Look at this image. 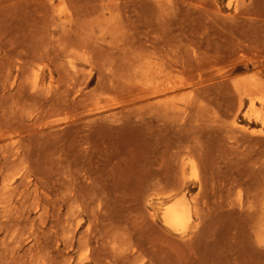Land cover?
<instances>
[{
	"label": "rangeland",
	"instance_id": "rangeland-1",
	"mask_svg": "<svg viewBox=\"0 0 264 264\" xmlns=\"http://www.w3.org/2000/svg\"><path fill=\"white\" fill-rule=\"evenodd\" d=\"M133 1L0 0V264H75L80 256L92 251L91 255L96 253L99 259H107L104 262L108 264H168L171 261L173 264H264V235L259 232L257 220L250 215L254 207L252 195L260 201L264 199V134L260 132L264 117L247 111L248 105L241 107L235 89L236 81L257 76L258 70L249 59L255 52L252 51L255 47L251 45L260 46L264 42V22L261 21L264 19V0H255V3L254 0H246L248 5L242 4L239 9L229 5L228 0H170L177 10L172 9L168 13L172 14L169 16L172 22L169 31L177 35L175 43H181L183 50L187 49L183 52L179 48V51L175 49V44L168 53L179 60L183 58L184 67L187 66L190 74L185 68L186 74L178 72V79H186L188 87L175 98L187 109L183 115L168 122L167 119L156 120L151 111L140 107L139 103L129 104L126 94L122 95L120 89L114 90L112 86L121 80L118 70L122 67L121 63L124 64V53L128 51L127 47H122L128 44L119 45L122 42L131 39L134 46L137 45L134 48L143 49V53L147 48L150 49L147 52L160 59L165 60L164 54L167 56L168 49L157 48L152 42L155 37L160 38L163 29L156 23L158 12L153 5L154 0H139L142 6L138 0H135L136 3ZM186 2L189 4L186 5ZM201 2L204 11L199 8L202 4L198 3ZM245 7H250V12L247 10L246 13ZM65 14L72 16L65 18ZM168 14L165 16L168 17ZM244 16L255 21L251 22ZM144 18L150 19L152 25H146ZM137 21L140 22L137 24ZM210 23L213 26H209ZM212 33L217 35L216 38ZM256 35L260 36L256 39ZM222 37L226 41L221 40ZM231 39L241 41H233L237 43L234 45ZM201 41L202 48L198 44ZM239 43L243 45L242 50L237 46ZM220 50L224 54L218 55L222 53ZM183 54L188 57L185 59ZM241 54L245 57L240 58ZM99 58L103 66L98 62ZM109 58L111 60L107 62ZM69 60H73L75 71H71L73 68ZM215 61L220 69L215 66ZM211 64L217 68H212L218 72L217 79V72L213 74L214 70L209 69L213 67ZM228 64L232 66L228 67ZM98 66H102L105 72ZM202 67L205 68L203 75ZM112 68L115 71L119 68L117 74ZM221 68L228 76H224ZM199 70H202L204 78ZM195 74L202 78V83ZM36 75L39 82L44 81L42 92L32 87ZM102 76H105L104 79H101ZM113 78L115 83H112ZM226 85L232 87L227 90ZM197 86L204 88L202 94ZM205 87L212 93L208 91V94ZM192 90L198 92L194 95ZM224 92L228 93V97ZM35 93L36 96H33ZM196 95L200 102L194 103L192 99L195 100ZM79 96L83 97L79 99ZM203 97L206 102L201 101ZM83 98L86 103H83ZM61 101L70 107L61 105ZM87 103H91L92 108ZM89 111L93 114L88 117ZM193 118L195 121L192 124ZM234 119L248 127V132L233 130ZM12 151L16 154L12 155ZM174 153L177 155L174 156ZM9 157L12 161L16 159L19 173ZM18 159H22L23 164ZM191 159L196 161V171L191 165L183 171L180 164ZM12 164L15 168L11 167ZM11 177V189H4V184ZM71 179L80 182L77 181L76 199L72 197ZM68 189L70 191L66 192ZM183 191L187 193L188 200L197 205L194 209L199 214L196 212V216L181 229L169 231L153 208V203L160 199L174 200ZM67 218L71 219L70 224ZM65 229L75 233H65ZM85 235L88 236V244L83 243ZM104 235H108L111 242ZM77 239L81 242L78 243ZM113 246L115 256L112 254Z\"/></svg>",
	"mask_w": 264,
	"mask_h": 264
},
{
	"label": "bare ground",
	"instance_id": "bare-ground-1",
	"mask_svg": "<svg viewBox=\"0 0 264 264\" xmlns=\"http://www.w3.org/2000/svg\"><path fill=\"white\" fill-rule=\"evenodd\" d=\"M128 1V0H127ZM131 1L132 0H130V3H131ZM141 1V0H140ZM144 1V0H143ZM142 1V2H143ZM150 1V0H149ZM173 1H175V0H173ZM172 1V2H173ZM181 1V0H180ZM186 1V0H185ZM187 1H189V0H187ZM257 1V0H256ZM125 2H126V0H125ZM133 2H135L136 3V1L134 0ZM132 2V3H133ZM145 2H146V0H145ZM151 2H153V1H151ZM150 2V4L152 5V3ZM170 0H166V1H163V0H154V7L156 8V11L158 12V16L156 17V18H158V20L156 21V23L157 24H159L160 26H162L163 27V29L160 31V32H162V35L160 36V38L159 37H155V39L154 40H152V42H153V44H154V46L155 47H157V48H160V49H163V50H165V49H168L166 52V54H167V56L164 54V56H165V60H163V59H160V57L159 56H157V55H155L154 53H152V54H154V55H152L151 53H149V52H147L148 50H150V49H147L146 48V52H147V54H146V52L145 53H143V49H140L139 47V50H138V48L136 47V48H134L135 46H137V45H135L134 46V43H132V41H130L131 39H128V41L129 42H122L121 44H119V45H121L122 46V44L124 45V44H128L127 46H122V47H127V49H128V51L127 52H125L124 54V56L125 57H123L124 58V64H122L121 63V65H122V67H121V69L120 70H118L119 68H117V70L120 72L119 73V76L118 77H120V79L121 80H118V83H117V85L116 84H113L112 86H113V89L114 90H117V88H118V90L120 89L122 92H123V94L122 95H124V94H126V96H127V99H128V101L130 102L129 104H141V106L140 107H144V108H147L148 110H150L151 111V113H152V116H154V117H156L155 119L156 120H164V119H167L166 121L168 122V120L169 121H173L177 116H179L180 114H182L183 115V113H185V111H186V107L187 106H183V104H179V103H177L176 102V100H175V98H176V96H181V95H178L183 89H185L186 88V84L188 83V82H185V81H187L186 79H184L183 77L182 78H179L178 79V77H179V73L178 72H185L184 70H186V65H185V67H184V60H182V62H180L181 60H179L180 58H177V57H172V56H170V54L168 53L169 52V50L172 48V46L173 45H175L176 43V40L175 39H177L178 40V38H177V35H174L173 34V32H171V30L169 31V29H171V24H172V22H171V17L169 18V16H171V15H169L168 13H169V11H172V9L174 10V9H176L177 10V8H173V6H175L176 7V5H173V4H175L174 2L172 3ZM176 2V1H175ZM178 2V1H177ZM192 2V1H191ZM190 2V3H191ZM245 2H246V0H228V3H229V5H235V7L237 8V9H239V6L240 5H242V4H245ZM249 2V1H248ZM251 2H252V0H251ZM127 3V2H126ZM130 3H129V5H130ZM138 3H139V0H138ZM138 3H137V5H138ZM141 3V2H140ZM139 3V4H140ZM179 3V2H178ZM178 3H176V4H178ZM187 3L189 4V2H186V5H187ZM254 3H255V0H254ZM257 3V2H256ZM183 4V3H182ZM181 4V5H182ZM199 4H202L201 6L199 5ZM247 4V3H246ZM245 4V6H247ZM128 5V6H129ZM141 5V4H140ZM198 5H199V8L201 7L202 8V6H204V4L201 2V3H198ZM198 5H196V7L198 6ZM252 5V4H251ZM257 5V4H256ZM124 6H126V4L124 5ZM127 6V8H129ZM142 6V5H141ZM141 6H140V8H141ZM144 6V5H143ZM178 6H180L179 4H178ZM132 7V6H131ZM145 7V6H144ZM151 7V6H150ZM189 7V6H188ZM187 7V8H188ZM192 7V6H191ZM190 7V8H191ZM251 7V6H250ZM249 7V8H250ZM257 7V6H256ZM137 8V7H136ZM180 8V7H179ZM189 8V10H191ZM198 8V9H199ZM246 8V7H245ZM245 8H243L244 9V11L246 12L247 10L249 11V8H246V10H245ZM144 9V8H143ZM149 9V8H148ZM150 9H152V8H150ZM183 8H181V10H182ZM205 9V8H204ZM240 9L242 10V7H240ZM252 9V8H251ZM138 10H139V8H138ZM176 10H175V12H176ZM179 10V9H178ZM202 10H203V8H202ZM253 10H255L254 9V7H253ZM143 11V10H142ZM148 11V10H147ZM200 11V10H199ZM204 11V10H203ZM238 11H240V10H238ZM243 11V12H244ZM129 12V11H128ZM136 12H137V10H136ZM243 12H242V14H243ZM250 12V11H249ZM252 12V11H251ZM254 12V11H253ZM252 12V13H253ZM173 14H174V12H172ZM179 13H181V12H179ZM178 13V14H179ZM236 13H238V12H236ZM247 13V12H246ZM140 14H142V13H140ZM165 14H166V16H167V14H168V17H166L165 16ZM177 14V13H176ZM242 14H240V15H242ZM245 14V13H244ZM243 14V15H244ZM255 14V13H254ZM258 14V13H257ZM61 15V14H60ZM133 15V14H132ZM144 16H145V14H143ZM182 14H180V16H181ZM231 15V14H230ZM247 15V14H246ZM62 16V15H61ZM72 15L70 14V15H66L65 14V18H67V17H71ZM139 16V15H138ZM137 16V18H136V20H138V17ZM152 16V15H151ZM155 16V15H154ZM177 16V15H176ZM180 16L178 17V18H180ZM239 16V15H238ZM249 16V15H248ZM252 16V15H251ZM251 16H249L250 18H251ZM256 17H257V19H259L258 18V16L257 15H255ZM130 17H131V15H130ZM140 17H141V15H140ZM232 17V16H231ZM241 16H239V18H240ZM247 16H244V18H246ZM253 17V19H255L254 18V16H252ZM142 18V17H141ZM140 18V19H141ZM152 18V17H151ZM238 18V17H237ZM250 18L248 19V17H247V19L248 20H250ZM146 18H144V20H145ZM243 19V18H242ZM263 19V18H262ZM153 20V19H152ZM155 20V19H154ZM176 20V19H175ZM181 19H179V21H180ZM244 20V19H243ZM264 20V19H263ZM263 20H261L262 22H264ZM142 21H143V19H142ZM251 22L252 21H255V20H250ZM138 22H140V21H137L136 23L138 24ZM181 22H182V20H181ZM256 22H257V20H256ZM145 23H147L146 25H152L151 24V21H150V19H146L145 20ZM176 23V22H175ZM177 23H178V20H177ZM182 23H184V22H182ZM261 23V22H260ZM141 24H142V22H141ZM179 24H181L180 22H179ZM182 25V24H181ZM203 25H205V24H203ZM263 25H264V23H263ZM185 26V25H184ZM209 26H213V25H211V23H210V25ZM181 27V26H180ZM196 28V26H193V28ZM264 27V26H263ZM192 28V27H191ZM141 29H142V27H141ZM176 29V28H175ZM184 29V28H183ZM260 29H263V28H260ZM130 30V29H129ZM133 30H134V28H133ZM180 30V29H179ZM185 30V29H184ZM189 30V29H188ZM187 30V32H190L191 30H189L188 31ZM124 31H126V30H124ZM131 31V30H130ZM173 31V30H172ZM192 31H193V29H192ZM261 31V30H260ZM145 31H143V33H144ZM186 32V33H187ZM195 32V31H194ZM193 32V33H194ZM262 32H263V30H262ZM261 32V36H262V33ZM134 33V32H133ZM138 33V32H137ZM146 33V32H145ZM144 33V34H145ZM175 33V32H174ZM180 33H181V30H180ZM183 33V32H182ZM191 33V32H190ZM207 33V32H206ZM206 33H204V35H206ZM256 33H257V31H256ZM124 34H125V32H124ZM149 34H151V33H149ZM156 34V33H155ZM159 34V33H158ZM199 34V33H198ZM197 34V35H198ZM258 34V33H257ZM128 35V34H127ZM135 35V34H134ZM189 35V34H188ZM191 35H192V33H191ZM200 35V34H199ZM212 35H214V33H212ZM211 35V36H212ZM216 35V34H215ZM214 35V37L216 38V36ZM253 35H255V34H253ZM131 36V35H130ZM151 36V35H150ZM149 36V37H150ZM155 36H157V35H155ZM180 36V35H179ZM182 36V35H181ZM252 36V35H251ZM257 36H260V35H256V39H257ZM184 37V36H183ZM183 37H181V39L183 38ZM192 37H193V35H192ZM191 37V38H192ZM204 37V36H203ZM202 37V38H203ZM213 37V38H214ZM226 37V36H225ZM240 38H241V36H239ZM239 37H237V38H239ZM245 37V36H244ZM244 37H242L243 38V42H244ZM248 37V36H247ZM255 37V36H254ZM128 38H130V37H128ZM132 38V37H131ZM153 38V37H152ZM151 38V39H152ZM187 38H189V36H187ZM208 38H210V37H208ZM223 39H221V40H225L226 41V39L224 38V37H222ZM227 38V37H226ZM252 38H253V36H252ZM260 38V37H259ZM258 38V39H259ZM264 38V37H263ZM124 39H125V36H124ZM159 39H161V40H159ZM180 39V40H181ZM219 39V38H218ZM235 39V38H234ZM248 39H249V37H248ZM247 39V40H248ZM253 39H255V38H253ZM262 38H260V40H261ZM142 40H143V38H142ZM203 40V39H202ZM211 40H213V39H211ZM220 40V39H219ZM218 40V41H219ZM87 41V40H86ZM134 41V40H133ZM183 40H181V42H182ZM191 41H194V40H191ZM214 41H216L215 39H214ZM217 41V42H218ZM231 41L233 42V41H235V40H233V39H231ZM237 41H241V40H239V39H237ZM237 41H235V42H237ZM249 41V40H248ZM90 42V41H89ZM135 42V41H134ZM179 42V41H178ZM186 42H187V40H186ZM195 42V41H194ZM198 42V41H197ZM202 42L203 41H201V43H198V44H200L201 45V48H202ZM217 42H216V44H217ZM221 42V41H220ZM220 42H218V43H220ZM231 42V43H232ZM235 42H233L234 43V45L235 44H237V43H235ZM247 42V41H246ZM262 42V41H261ZM261 42L259 43V44H261ZM137 43V42H136ZM135 43V44H136ZM210 43V42H209ZM222 43V42H221ZM220 43V44H221ZM251 43H253L254 44V42H251ZM250 43V44H251ZM256 43V42H255ZM81 44V43H80ZM146 44V43H145ZM182 44H184L185 45V42H182ZM207 44V43H206ZM219 44V45H220ZM223 44H225V42H223ZM246 44V43H245ZM244 44V46H246ZM247 44H249V43H247ZM76 45V44H75ZM78 45V44H77ZM177 45V44H176ZM187 45V44H186ZM195 45H196V42H195ZM208 45V44H207ZM225 45H227V44H225ZM231 45V44H230ZM233 45V46H234ZM80 46V45H79ZM149 46V45H148ZM179 46V47H178ZM215 46V45H214ZM224 46V45H223ZM232 46V47H233ZM238 46V48H240L241 50H242V48H243V45L241 44V43H239V45H237ZM251 46H253V47H255L254 48V50H252V51H255V52H253L254 54H253V56H252V58L251 59H249V58H246V59H249L250 60V63L252 64V66L255 68V69H257L258 70V72H256V75L257 76H253V77H249V78H246V79H241V80H239V81H236L235 82V89H236V92H237V95H238V100H240L239 102H240V106L241 107H243L244 105H248V110L247 111H251V112H256L257 113V115L258 116H261V117H264V42H263V45L261 44L260 46H257V44H254V45H251ZM112 47V46H111ZM114 47H116V45L114 46ZM114 47H112V48H114ZM122 47H120V48H122ZM141 47H142V45H141ZM189 47V46H188ZM207 47H210V46H207ZM221 47V46H220ZM220 47H218V49L220 48ZM231 46H230V48H232ZM248 47V46H247ZM246 47V48H247ZM67 48V47H66ZM74 48L76 49V47L74 46ZM82 48H83V46H82ZM112 48H111V50H112ZM117 48H118V46H117ZM119 48V49H120ZM124 48V49H125ZM143 48V47H142ZM179 48H181V50H183V48L181 47V43H179V45H177L176 46V48L175 49H177V50H179ZM198 49L200 48L199 46L197 47ZM196 48V49H197ZM224 48V47H223ZM226 48H228V47H226ZM225 48V50H227ZM246 48H244V49H246ZM251 49H253L252 47H250ZM69 49V48H68ZM77 49H78V47H77ZM89 48H87L86 50H88ZM118 49V50H119ZM123 49V48H122ZM121 49V50H122ZM186 49H187V47H186ZM186 49H184L183 50V52L184 51H186ZM191 49V48H190ZM197 49V50H198ZM234 49H236V48H234ZM247 49H249V48H247ZM82 50H85V49H82ZM106 50V49H105ZM104 50V51H105ZM121 50H119V51H121ZM143 50V51H142ZM188 50H189V48H188ZM187 50V51H188ZM200 50V49H199ZM198 50V51H199ZM212 49H210V51H211ZM216 50H217V48H216ZM229 50V49H228ZM63 51H65V49L63 50ZM77 52V55H78V50H76ZM101 51V50H100ZM117 51V50H116ZM180 51V50H179ZM189 51H191L192 52V50H189ZM220 51H222V50H220ZM66 52H67V50H66ZM70 52H72V51H70ZM122 52V51H121ZM165 52V51H164ZM183 52H181V53H183ZM199 52H201V51H199ZM199 52H196L197 53V55H198V53ZM226 52V51H225ZM230 52V51H229ZM228 52V53H229ZM243 52H245V51H243ZM64 53V52H63ZM68 53V52H67ZM83 53H84V51H83ZM89 53V52H88ZM99 53V52H98ZM102 53V52H101ZM149 53V54H148ZM190 53V52H189ZM189 53H187V54H189ZM210 53V52H209ZM232 53H234V52H232ZM247 53H249V52H247ZM86 54V53H85ZM187 54L186 55H184L183 54V56H184V58L187 56ZM192 54V53H191ZM203 54V53H202ZM215 54V53H214ZM218 54V53H217ZM216 54V55H217ZM221 54H224L223 53V51H222V53L220 52V54H218V55H221ZM227 54V53H226ZM231 53H229V55H230ZM64 55V54H63ZM65 55H66V53H65ZM67 55H69V54H67ZM66 55V56H67ZM172 55V54H171ZM174 55V54H173ZM199 55H201V53H199ZM70 56V55H69ZM86 57H87V55H85ZM84 56V57H85ZM94 56V55H93ZM96 56H99V55H96ZM107 56H109L108 54H107ZM182 56V55H181ZM181 56H179V57H181ZM182 56V57H183ZM206 56H207V54H206ZM210 57H211V55H209ZM234 56H236V54H234ZM83 57V56H82ZM83 57V58H84ZM95 57V56H94ZM102 57L103 56H101V59H102ZM188 57V56H187ZM189 57H191V55L189 56ZM201 57H202V55H201ZM245 56L244 55H240V58H244ZM80 58H81V55H80ZM89 58V57H88ZM98 58V57H97ZM97 58H94V59H96L97 60ZM118 57H116L115 59H117ZM220 59L222 58V57H219ZM236 58V57H235ZM93 59V60H94ZM104 59V58H103ZM115 59H114V62H115ZM158 59H160V61H158ZM167 59H169L168 61H167ZM186 59V58H185ZM189 59V58H188ZM191 59V58H190ZM206 59V58H205ZM237 59V58H236ZM235 59V60H236ZM76 60V59H75ZM86 60H87V58H86ZM105 60V59H104ZM109 60H111V58H109V59H107V62L109 61ZM223 60V59H222ZM67 61H68V59H67ZM91 61V60H90ZM89 61V62H90ZM117 61V60H116ZM122 61V60H121ZM221 60H219V62H220ZM226 61H229V59L228 60H226ZM69 62H70V64H71V66H72V68H73V70H71V71H75V66H74V63H73V60H69ZM86 62V61H85ZM94 61H92V63H93ZM98 62H101L100 61V58H99V61ZM106 61H104V63H105ZM213 62V61H212ZM211 62V63H212ZM218 62V61H217ZM224 61H222V63L221 64H224L223 63ZM103 63V61L101 62V64ZM118 63V62H117ZM198 63V62H197ZM196 63V64H197ZM216 63V61L214 62V64ZM219 63V64H220ZM231 63V62H230ZM229 63V64H230ZM95 64V63H94ZM181 64V65H180ZM187 64L189 65V64H191V62H188L187 61ZM195 64V65H196ZM213 64V65H214ZM217 64V63H216ZM215 64V66L217 67L218 66V64L216 65ZM229 64H228V67H231V66H229ZM232 64V63H231ZM237 64V63H236ZM239 64V63H238ZM88 65V64H87ZM92 65V64H91ZM90 65V66H91ZM97 65V64H96ZM106 65H108V64H106ZM198 65V64H197ZM200 65V64H199ZM198 65V66H199ZM212 65V64H211ZM212 65V66H213ZM226 65V64H225ZM246 65V64H245ZM249 65V64H248ZM102 66H103V64H102ZM101 66V67H102ZM114 66L115 67H120V65H119V63H118V65L116 66V63H114ZM180 66L182 67V68H180ZM191 66H192V64H191ZM197 66V67H198ZM206 66V65H205ZM220 66V65H219ZM219 66H218V68H219ZM238 66V65H237ZM92 67V66H91ZM90 67V68H91ZM101 67H97L99 70H102L101 69ZM105 67V66H104ZM109 67V66H108ZM111 67H113V65L111 66ZM179 67V68H178ZM190 67V66H189ZM193 67V66H192ZM201 67V66H200ZM208 67H209V64H208ZM214 68V66L213 67H210L209 69L211 70L212 68H214V69H217V68ZM221 67V66H220ZM223 67V66H222ZM226 67H227V65H226ZM252 67V68H253ZM96 68V69H97ZM107 68V67H106ZM183 68H185L184 70H183ZM195 68V67H194ZM203 68V67H202ZM253 68V69H254ZM113 69V68H112ZM190 69H192V68H190ZM196 69V68H195ZM199 69H201V68H199ZM204 69L205 68H203L202 70H203V73L202 72H200V71H202V70H199V72H200V76H202L203 74H204ZM208 69V68H207ZM214 69H212V70H214ZM220 69V68H219ZM218 69V70H219ZM228 69H230V68H228ZM231 69H233V68H231ZM235 69V68H234ZM244 69V68H243ZM104 70V69H103ZM102 70V72H105V70L103 71ZM114 70V69H113ZM116 70V71H117ZM197 70H198V68H197ZM236 70V69H235ZM115 71V70H114ZM115 71V73L117 74V72ZM187 71V73H189L190 74V72L188 71V70H186ZM191 71V70H190ZM196 70H194V72H195ZM220 71H223L222 73L224 74V76L225 75H227L228 76V74L227 73H224L225 71L221 68V70ZM219 71V72H220ZM227 71V70H226ZM86 72V71H85ZM197 73H198V71H196ZM210 72V71H209ZM214 72H217V71H213V74H215ZM232 72V71H231ZM74 73V72H73ZM78 73V72H77ZM88 73V72H87ZM91 73V72H90ZM89 73V74H90ZM182 73V74H183ZM201 73H202V75H201ZM211 73H212V71H211ZM211 73H209L210 75H211ZM221 73V74H222ZM255 73V72H254ZM114 74V73H113ZM181 74V75H182ZM185 74H186V72H185ZM193 74V73H192ZM191 74V75H192ZM207 74V73H206ZM205 74V75H206ZM213 74H212V77H213ZM221 74L219 73V75L221 76ZM253 74V73H252ZM85 75H87V74H85ZM112 75V74H111ZM184 75V74H183ZM218 75V72H217V74H215V78H216V76ZM253 75H255V74H253ZM89 77H90V75H88ZM87 76V77H88ZM112 76H114L115 77V74L114 75H112ZM187 76V75H186ZM195 76H196V74H195ZM223 76V77H224ZM83 77H84V75H83ZM88 77V78H89ZM101 76L99 75V78H100ZM105 77V76H104ZM104 77L102 76V78L101 79H104ZM185 77V76H184ZM193 77V78H192ZM191 78L192 79H194V76H192ZM203 78H204V76H202ZM211 77V76H210ZM211 77V79H213ZM219 77V76H218ZM222 77V76H221ZM244 77H247L246 75L244 76ZM190 78V77H189ZM188 78V79H189ZM190 78V79H191ZM196 78H198L197 76H196ZM209 78V77H208ZM220 78V77H219ZM236 78V77H235ZM91 79H92V77H91ZM101 79H99V80H101ZM105 79H108V77L107 78H105ZM110 79V78H109ZM115 79H116V77H115ZM114 78H113V81H112V79H111V81H112V83L114 82V80H115ZM198 79H200V78H198ZM202 79V78H201ZM201 79L199 80V81H201ZM210 79V78H209ZM210 79V80H211ZM217 79V78H216ZM224 79V78H223ZM92 81V80H91ZM102 81V80H101ZM104 81V80H103ZM110 81V80H109ZM195 81H198V80H196L195 79ZM195 81H193L194 83H196ZM209 81V80H208ZM225 81V80H224ZM227 81V80H226ZM42 82H44V81H41V82H39L38 81V76L36 75L35 76V78H34V80H33V84H32V87H33V89H35V90H39V92H42L43 91V88L42 87H44V85H42ZM85 82H87V81H85ZM84 82V83H85ZM105 83H107L108 82V80H106V81H104ZM203 82H205V80L203 81ZM220 82V81H219ZM218 82V83H219ZM101 83H103V82H101ZM111 83V84H112ZM115 83V82H114ZM190 83V85H191V82H189ZM194 83H192V84H194ZM198 83V82H197ZM201 83H202V81H201ZM221 83V82H220ZM219 83V84H220ZM97 84V83H96ZM109 84V83H108ZM108 84H106V85H108ZM214 85H215V83H213ZM224 84V83H223ZM99 85V84H98ZM103 85V84H102ZM102 85H100L99 87H101ZM189 85V84H188ZM195 85V84H194ZM199 85V84H198ZM201 85V84H200ZM211 85V84H210ZM213 85V87H216L217 88V86L219 87V85L218 84H216L217 86H214ZM48 86V85H47ZM47 86H46V89H47ZM104 86V85H103ZM102 86V87H103ZM109 86H111V85H109ZM201 86H203V85H201ZM201 86H197V89L201 92L204 88L203 87H201ZM204 86H207V85H204ZM212 86V85H211ZM48 87H50V86H48ZM107 87V86H106ZM188 87V86H187ZM196 87V86H195ZM209 87V86H208ZM213 87H210L211 89L213 88ZM226 87H228L227 88V90L228 89H230L229 88V86H227L226 85ZM207 90H206V92L208 93V88L207 87H205ZM209 88V89H210ZM215 88V90H217ZM45 89V90H46ZM101 89H103V88H101ZM107 89H108V87H107ZM225 89V88H224ZM34 90V91H35ZM119 90V91H120ZM194 90H196V88L194 89ZM194 90H192V92L194 91ZM33 91V92H34ZM103 91H104V89H103ZM108 91V90H107ZM212 91V90H211ZM218 91H219V89H218ZM47 92V91H46ZM187 92H188V90H187ZM189 92H191V91H189ZM195 92V91H194ZM193 92V93H194ZM198 92V91H197ZM196 92V93H197ZM210 92V91H209ZM221 91H219V94H220V96H221V94L222 93H220ZM183 93V92H182ZM196 93H194V95L196 94ZM205 93V92H204ZM210 93H212V92H210ZM218 93V92H217ZM181 94V93H180ZM183 94H185V92L183 93ZM183 94H182V97L181 98H183ZM201 94H202V92H201ZM209 94V93H208ZM224 94H226L225 92H224ZM234 94V93H233ZM86 95V94H85ZM120 96H121V94H119ZM191 95H193V94H191ZM198 95H200V94H198ZM198 95H196V97H194L195 98V100L194 99H192V101H194V103L197 101V96ZM227 95V97H228V93L226 94ZM33 96H36V93H35V95H33ZM217 96V95H216ZM234 96H235V94H234ZM80 98L79 99H81L83 96H79ZM205 97H207V96H205ZM215 97V96H214ZM43 98V97H42ZM41 98V99H42ZM45 98V97H44ZM53 98V97H52ZM68 98H69V96H68ZM85 98V97H84ZM83 98V103H86L85 102V99ZM215 98H217V97H215ZM223 98V97H222ZM221 98V99H222ZM121 99V98H120ZM126 98H125V100H127ZM199 99H201V97L199 98ZM198 99V100H199ZM213 99V98H212ZM220 99V98H219ZM53 100H54V98H53ZM69 100V99H68ZM124 100V101H125ZM204 100V102H206L205 100H206V98L204 99V97L202 98V100L201 101H203ZM50 101V100H49ZM55 101V100H54ZM77 101H79V100H77ZM123 101V102H124ZM127 101V102H128ZM184 101H186V99L184 100ZM213 101H215V100H213ZM219 101V100H218ZM38 102H40V101H38ZM46 102H48V101H45V103ZM52 102V101H51ZM123 102H121V104H123ZM191 102V101H190ZM197 102H200V101H197ZM196 102V103H197ZM41 103V102H40ZM44 103V102H43ZM44 103V104H45ZM53 104H55V102H52ZM52 103H51V105H52ZM62 103H63V105L65 104L64 103V101H61V105H62ZM77 103V105L80 103H78V102H76ZM125 103L126 102H124V105H125ZM181 103H183V102H181ZM193 103V102H192ZM191 103V104H192ZM58 104V103H57ZM72 104H74V103H72ZM81 104V103H80ZM90 107H91V103L89 104V103H87ZM121 104H119V105H121ZM41 105H43V104H41ZM59 105H60V103H59ZM66 105V104H65ZM68 105V104H67ZM67 105H66V107H67ZM88 105H84L85 107H87ZM184 105H186V104H184ZM207 105V104H206ZM48 106V105H47ZM46 106V107H47ZM58 106V105H57ZM135 106V105H134ZM197 106V105H196ZM195 106V107H196ZM45 107V106H44ZM63 107V106H62ZM68 107H70L69 105H68ZM72 107H74V106H72ZM78 107V106H77ZM77 107H75V108H77ZM238 107V110H239V106H237ZM59 108V107H58ZM63 108H65V107H63ZM84 108V107H83ZM92 108V107H91ZM136 108V107H135ZM199 108V107H198ZM72 109V108H71ZM85 109V108H84ZM94 109V108H93ZM128 109V108H127ZM143 109V108H142ZM86 110V109H85ZM133 110V109H132ZM78 111V108H77V110H76V112ZM130 112H131V110H129ZM135 111V110H134ZM139 111V110H138ZM93 111H89L88 112V117L89 116H91L93 113H92ZM120 112V111H119ZM133 112V111H132ZM82 113V112H81ZM121 113V112H120ZM198 114V113H197ZM201 114V113H200ZM76 115V114H75ZM79 115V114H78ZM82 115V114H81ZM127 115H128V113H127ZM143 115V114H142ZM141 115V116H142ZM236 116V115H235ZM107 117H109L108 115H107ZM114 117V116H113ZM117 117V116H116ZM115 117V118H116ZM74 118V117H73ZM95 118V117H94ZM96 118H98V117H96ZM72 119V118H71ZM76 119V118H75ZM146 119V118H145ZM151 119H153L152 117H151ZM191 119H192V116H191ZM191 119H190V121H191ZM92 122L93 121H95V120H91ZM193 121H195L194 120V118H193V120H192V124H193ZM249 121V120H248ZM82 121H80V123H81ZM83 123H85V122H83ZM148 123V122H147ZM152 123V122H151ZM72 124V123H71ZM77 124H78V122H77ZM87 124V123H86ZM69 125V124H68ZM232 129L234 130H236V129H242V130H244V131H246V132H248V127H245L243 124H241V123H239L238 122V120L237 119H234L233 120V122H232ZM73 127H75V125L73 124ZM80 127V126H79ZM183 128V127H182ZM75 129H78V128H75ZM80 129V128H79ZM190 129H191V127H190ZM189 129V130H190ZM155 130V129H154ZM188 130V129H187ZM149 131V130H148ZM171 131V130H170ZM174 130L172 129V132H173ZM75 132V131H74ZM147 132V131H146ZM171 132V133H172ZM260 132L261 133H263L264 134V124H262V126H261V128H260ZM153 133H154V131H153ZM169 133V132H168ZM74 134V133H73ZM78 134V133H77ZM77 134H75L76 135V137H77ZM150 134V133H149ZM173 134V133H172ZM74 135V136H75ZM152 135H154V134H152ZM182 135V134H181ZM256 135V134H255ZM170 137V136H169ZM176 137V136H175ZM188 137V136H187ZM186 137V138H187ZM190 137V136H189ZM171 138V137H170ZM185 138V137H184ZM172 139V138H171ZM182 139V138H181ZM75 139H73V141H74ZM173 140V139H172ZM182 140H184V139H182ZM181 140V141H182ZM178 141V140H177ZM176 141V142H177ZM185 141V140H184ZM188 141H191V139L190 140H188ZM161 142V141H160ZM165 142H166V140H165ZM179 142V141H178ZM183 142V141H182ZM182 142H181V145H183L182 144ZM186 142V141H185ZM184 142V143H185ZM74 143V142H73ZM72 143V144H73ZM187 144H188V142H187ZM191 143L189 142V145H190ZM180 145V146H181ZM188 145V146H189ZM179 147V146H178ZM168 148V147H167ZM175 148V147H174ZM63 149H64V147H63ZM166 149V148H165ZM188 150H190V149H188ZM66 151V150H65ZM13 152V151H12ZM165 153V152H164ZM178 153V152H177ZM188 153V152H187ZM11 154V153H10ZM9 154V155H10ZM16 154V152H13V154L12 155H15ZM18 154V153H17ZM24 154V153H23ZM8 155V156H9ZM12 155H10V157L12 156ZM20 155H22V154H20ZM175 155H177L176 153H174V156ZM186 155H189V154H186ZM4 156V155H3ZM17 157L19 156V155H16ZM24 156V155H23ZM172 156V155H171ZM173 156V157H174ZM10 157H9V160H10V162L12 161L11 159H10ZM13 157V156H12ZM66 157V156H65ZM177 157V156H176ZM252 157V156H251ZM8 159V158H7ZM26 159H28V158H26ZM257 159V158H256ZM5 160V159H4ZM19 160V159H18ZM22 160V159H21ZM21 160H19V161H21ZM69 160V159H68ZM29 161V160H28ZM27 161V162H28ZM65 161H67V159H65ZM163 161H164V159H163ZM174 161V160H173ZM5 162V161H4ZM9 162V163H10ZM13 164L15 165L17 162H16V159H13ZM11 162V163H12ZM25 162V161H24ZM27 162H26V164H27ZM196 161H194V160H190V161H188V162H186V161H183L182 162V164H180L181 166H182V170L183 171H185L186 170V168L189 166V165H191V167H192V170L195 172L196 171V163H195ZM254 162H256V160L254 161ZM10 163V164H11ZM21 163H22V161H21ZM257 163V162H256ZM259 163V162H258ZM7 164V163H6ZM13 164L11 165V167H13V168H15L16 167V165H15V167L13 166ZM23 164V163H22ZM162 164H163V162H162ZM70 165V164H69ZM74 165V164H73ZM82 165V164H81ZM179 165V166H180ZM255 165H257V164H255ZM260 165V164H259ZM7 166L8 167H10V165H8L7 164ZM6 165H5V167H7ZM21 166V165H20ZM23 166V165H22ZM71 166V165H70ZM70 166H69V169H70ZM180 166V167H181ZM1 168H2V166H0ZM18 167V166H17ZM17 167H16V170H18L17 169ZM89 167V166H88ZM163 167V166H162ZM162 167H161V169H162ZM13 168H11V169H13ZM23 168V167H22ZM75 168V167H74ZM79 169H81L80 167H78ZM256 168V167H255ZM261 168V167H260ZM259 168V169H260ZM9 168H7V170H8ZM25 169V168H24ZM24 169H22L23 171H24ZM254 169V168H253ZM257 169V168H256ZM262 169V168H261ZM22 170H21V172H22ZM78 170V169H77ZM83 170V169H82ZM91 171V170H90ZM27 172H28V170H27ZM26 172V173H27ZM78 172H79V170H78ZM84 172V171H83ZM18 173H19V170H18ZM68 173V172H67ZM264 173V172H263ZM90 174V173H89ZM88 174V175H89ZM23 175H24V173H23ZM26 175V174H25ZM70 175V174H69ZM92 175V174H91ZM65 176V175H64ZM85 176V175H84ZM84 176H82V177H84ZM90 176V175H89ZM89 176H85V178L86 177H89ZM26 177V176H25ZM25 177H22L23 179H25ZM29 177V176H28ZM62 177V176H61ZM22 178H21V180H22ZM27 178V177H26ZM262 178V177H261ZM78 179V178H77ZM96 180V179H95ZM13 182V180H12V177H11V179H9L8 180V182H6L5 184H4V186H3V188L4 189H11V186H12V182ZM77 181L79 182V180H75V179H71V187H72V191H74L73 192V194H72V197H73V199H76L75 197L77 196L76 194L78 193V191H77ZM259 181V180H258ZM69 182H67L68 184H69ZM88 182V181H87ZM264 182V181H263ZM80 183V182H79ZM91 183V182H90ZM260 183V182H259ZM92 184V183H91ZM249 184V183H248ZM64 185V184H63ZM66 185V184H65ZM70 185V184H69ZM256 185V184H255ZM261 185V184H260ZM264 185V184H263ZM263 185H261V187H263ZM94 186V185H93ZM250 186V185H249ZM257 186V185H256ZM87 187H88V185H87ZM259 187V186H258ZM250 188V187H249ZM248 188V189H249ZM264 188V187H263ZM96 190H99V189H96ZM70 191V189H68V191H66V192H69ZM260 191V190H259ZM94 192V191H93ZM92 192V193H93ZM251 192V191H250ZM254 192H255V190H254ZM90 193H91V191H90ZM89 193V194H90ZM95 193H96V191H95ZM99 193V192H98ZM257 193H258V191H257ZM88 194V195H89ZM186 192L185 191H183L182 193H181V195L179 196V197H177V198H175L174 200L173 199H169V200H158V201H155L154 203H153V208L157 211V213H158V215H159V217L161 218V220H162V222L165 224V226H166V228L169 230V231H172V230H174V231H176V230H179V229H181L183 226H185L194 216H196V210L194 209V208H196L197 209V205H194V203H192L191 201H189L188 200V198H187V196H186ZM261 194V193H260ZM64 196V195H63ZM96 196H97V194H96ZM262 196V195H261ZM259 197V196H258ZM97 198V197H96ZM95 198V199H96ZM99 199V198H98ZM64 200H66V199H64ZM74 201V200H73ZM77 203V202H76ZM235 204V203H234ZM237 204V203H236ZM195 206V207H194ZM252 206H254L253 207V209L250 211V215L252 216V218L254 219V220H257V222H258V227L260 228V230L258 229V227H257V229L259 230V232L260 231H262V234L264 235V199L263 200H259V199H257V197L255 196V195H252ZM248 209V208H247ZM79 212V211H78ZM198 214H199V211L197 212ZM77 214V213H76ZM197 214V215H198ZM66 217V216H65ZM74 217H76V215L74 216ZM78 218V217H77ZM68 219V223L70 224V222H71V219H69V218H67ZM77 224V223H76ZM80 225V224H79ZM255 226H257L256 224H255ZM79 227V226H78ZM68 228V227H67ZM74 229V228H73ZM253 229V228H252ZM256 229V228H255ZM71 230H72V228H71ZM89 230V229H88ZM102 229H100V231H101ZM71 232L70 231V229L69 230H67V229H65V233L66 232ZM75 231V230H74ZM255 231V230H254ZM254 231L252 232V233H254ZM92 232V231H91ZM105 232V231H104ZM75 232H71V234H74ZM89 232H87V234H88ZM256 233V232H255ZM105 234H106V232H105ZM67 236V235H66ZM92 236V235H91ZM100 237H101V234L99 235ZM105 236V235H104ZM108 236V235H107ZM107 236H105L106 238L105 239H110V237L109 238H107ZM68 238V237H67ZM72 238V237H71ZM91 238H89V240H90ZM102 239H104V238H102ZM69 240V239H68ZM71 240V239H70ZM73 240V239H72ZM78 240V239H77ZM95 240V239H94ZM79 241V240H78ZM110 241V240H109ZM108 241V242H109ZM138 241V240H137ZM81 241H79L78 243H80ZM95 242H97V241H95ZM111 242V241H110ZM109 242V243H110ZM138 242H140V241H138ZM137 242V243H138ZM77 243V244H78ZM83 243H87L88 244V236L87 235H85V238H84V240H83ZM90 243V242H89ZM101 243V242H100ZM103 243H104V241H103ZM67 244H71L70 243V241L68 242L67 241ZM105 244V243H104ZM107 244V243H106ZM139 244V243H138ZM108 245V244H107ZM133 246V245H132ZM141 246V243H140V245H139V247ZM73 247V246H72ZM97 246H95V248H96ZM106 247V246H105ZM104 246H103V248H104V250H106L107 248H105ZM135 248V247H134ZM262 248V247H261ZM93 249V248H92ZM98 249H100L101 250V248H98ZM141 250V248H138V250ZM139 250V251H140ZM95 251H96V249H95ZM94 251V252H95ZM107 251V250H106ZM111 251V250H110ZM112 251H113V255L115 256V253H116V251H115V248H114V246L112 247ZM96 252H98V251H96ZM103 252V251H102ZM102 252H101V254H102ZM105 252V251H104ZM119 252V251H118ZM138 252V251H137ZM91 253H93V251L91 252ZM91 253L90 254H86V255H83V256H80L79 257V259H78V261L76 262V260H75V264H104L105 262H107V257L105 258L106 259V261L104 262L103 260H101V259H99L100 257L98 256V255H95L96 253H94V255H91ZM254 253V252H253ZM99 254V253H98ZM100 255V254H99ZM103 256V255H102ZM121 256V255H120ZM137 255H135V257H136ZM139 256V255H138ZM124 257H125V255H124ZM126 258V257H125ZM152 258V257H151ZM163 257H161L160 259H162ZM159 259V260H160ZM164 259V258H163ZM234 259V258H233ZM152 260H154V257H153V259ZM156 260V259H155ZM165 260H167V258L165 259ZM236 260H237V258H236ZM235 260V261H236ZM73 261V260H72ZM103 261V262H102ZM150 261H151V259H150ZM254 261V260H253ZM159 262V261H158ZM165 262V261H164ZM172 262V261H171ZM171 262H169L170 264H173V263H171ZM238 262V261H237ZM236 262V263H237ZM155 263H157V262H155ZM166 263V262H165ZM168 263V264H169ZM105 264H108V263H105ZM158 264V263H157Z\"/></svg>",
	"mask_w": 264,
	"mask_h": 264
}]
</instances>
